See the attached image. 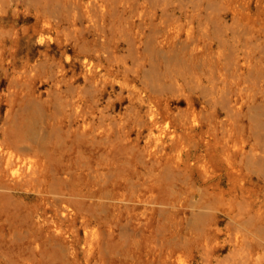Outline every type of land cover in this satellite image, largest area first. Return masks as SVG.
<instances>
[{
  "label": "rangeland",
  "instance_id": "rangeland-1",
  "mask_svg": "<svg viewBox=\"0 0 264 264\" xmlns=\"http://www.w3.org/2000/svg\"><path fill=\"white\" fill-rule=\"evenodd\" d=\"M0 158V264H264V0H0Z\"/></svg>",
  "mask_w": 264,
  "mask_h": 264
},
{
  "label": "bare ground",
  "instance_id": "bare-ground-1",
  "mask_svg": "<svg viewBox=\"0 0 264 264\" xmlns=\"http://www.w3.org/2000/svg\"><path fill=\"white\" fill-rule=\"evenodd\" d=\"M164 14V13H163ZM166 14H167V12H166ZM106 59L108 60V59H110V56L108 55V56H106ZM99 61H101V60H99ZM15 143V142H14ZM37 147V146H36ZM35 150H37V148H35L34 149V153L36 154V151ZM45 155V154H44ZM10 156V154L8 155V157ZM35 156V155H34ZM8 157H7V159H8ZM36 157V156H35ZM1 159V158H0ZM21 161H25L24 163H32V162H34L33 160L31 161L30 160V157H29V159H26L25 160V158H21ZM44 162V161H43ZM37 163V162H36ZM5 164H7V163H5ZM33 164V163H32ZM84 165V164H83ZM33 166V165H32ZM35 168H32L31 167V165H30V168H31V170L33 169V171H34V169H36V167H37V165L36 166H34ZM83 167V166H82ZM19 168V167H18ZM40 168H42V167H40ZM4 169V168H3ZM2 169V170H3ZM1 169H0V175H1V171H2ZM33 171H26V170H24V171H18L17 170V168H14V170H13V172L16 174V177L17 178H15V179H12V180H8V181H5V180H2V179H0V188H5V189H10V190H13V189H15V188H18V187H24L29 181H31V179H32V177H33V175H34V173H33ZM36 171V170H35ZM51 171H54V170H51ZM37 172V171H36ZM37 174V173H36ZM36 177V176H35ZM41 178H43V176L41 177ZM54 178V177H53ZM34 179V178H33ZM35 180V179H34ZM54 180V179H53ZM50 182H54V181H50ZM49 185H50V183H49ZM55 185V184H54ZM38 186V188H39V186L40 185H37ZM66 186V185H65ZM52 187H54V186H52ZM35 189V188H34ZM56 189V188H55ZM54 189V191H56ZM51 191L53 192V189L51 188ZM55 193V192H54ZM102 195V194H101ZM200 195V194H199ZM9 196H11V191H8V190H0V198H7V197H9ZM30 196V194L29 193H24L23 194V197H26V198H28ZM201 196V195H200ZM69 199V198H68ZM47 200V199H46ZM57 205V204H56ZM59 208V207H58ZM18 211V210H17ZM30 213V212H29ZM18 214V213H17ZM49 221V220H48ZM48 221H46V222H48ZM10 222V221H9ZM33 223V222H32ZM15 229V228H14ZM32 229V228H31ZM13 230V229H12ZM13 233H15V231L13 232ZM36 237V236H35ZM46 237H48V236H46Z\"/></svg>",
  "mask_w": 264,
  "mask_h": 264
}]
</instances>
